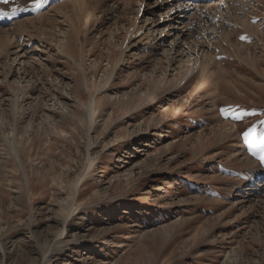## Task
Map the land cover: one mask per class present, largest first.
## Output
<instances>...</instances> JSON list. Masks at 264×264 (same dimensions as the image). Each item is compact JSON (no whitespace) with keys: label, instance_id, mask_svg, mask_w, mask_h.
I'll return each instance as SVG.
<instances>
[{"label":"rangeland","instance_id":"1","mask_svg":"<svg viewBox=\"0 0 264 264\" xmlns=\"http://www.w3.org/2000/svg\"><path fill=\"white\" fill-rule=\"evenodd\" d=\"M48 1L0 3V264H264V0L189 58L160 0Z\"/></svg>","mask_w":264,"mask_h":264},{"label":"bare ground","instance_id":"2","mask_svg":"<svg viewBox=\"0 0 264 264\" xmlns=\"http://www.w3.org/2000/svg\"><path fill=\"white\" fill-rule=\"evenodd\" d=\"M55 1L56 0H53L54 4L56 3ZM77 1H80V0H73L72 2H77ZM81 1H84V0H81ZM142 2H141V4H139L138 10L136 12V18H135L136 20H134L135 21V25L134 26L137 25V22H138L137 16L140 15L141 12L143 14L144 13H149V15H151V14H153L155 12V10L158 8V6H160V4L164 3V4H162V6L163 5H168L170 8L164 10V11H166L164 16H165V18H167L165 21L170 22L169 25H168V29L171 30L170 31L172 33L171 37H173V41H171V43H170L169 50L170 51H174V53H177V52H179L178 49L182 48V52L181 53H183L185 51L184 55H187V58H189L190 55L196 51V49L195 48H193V49L190 48V44L193 43V40H188V41H185V42L182 40V38L184 36H186V30H184V27H185L184 20H186L189 17L190 13L193 10L196 11V10H198V8H199V10L203 9V10H208V12L215 13V11L216 10L218 11L220 6L224 3V0H209L207 3H203V2H205V0H185V1L160 0L159 1L160 4H158L157 7L156 6L155 7L151 6V8H147V9L144 8V6L147 5V4H144L145 0H143ZM53 3L50 0L48 1V5L53 4ZM142 4H143V6H142ZM85 5H86V3H85ZM154 18H156V14H155ZM159 19H157V20L153 19L154 21H152L150 24L151 25L152 24L156 25L155 23H158L156 21H158ZM145 20H148V17ZM160 23H166V22H160ZM133 35L134 34L132 33L130 35V38ZM169 35H171V34H169ZM164 38H166V35L164 36ZM152 39H153V37H152ZM152 39H151V37H149V41L152 40ZM178 55H180V54H177L176 56H178ZM252 187L253 186L249 187V191H248V193H251L250 196L253 195L254 192H256V190L253 191ZM79 224H82V222H80Z\"/></svg>","mask_w":264,"mask_h":264},{"label":"snow or ice","instance_id":"3","mask_svg":"<svg viewBox=\"0 0 264 264\" xmlns=\"http://www.w3.org/2000/svg\"><path fill=\"white\" fill-rule=\"evenodd\" d=\"M0 3L7 5V4L10 3V0H0ZM36 6L39 7L40 4L37 3ZM18 10H20L18 7H14L12 9V12H16ZM5 15H7V14L6 13H3V12H0V16H5ZM240 38L242 40L245 39V37H243V36L240 37ZM225 114H226V110H225ZM235 118L236 119H239L238 116L235 117ZM254 136H255V129H249V131H247V132L244 133L245 139L254 138ZM252 142L255 143L254 139H253ZM258 148H259V156H258L259 162L261 164H264V134H262L261 137H260V142H259Z\"/></svg>","mask_w":264,"mask_h":264}]
</instances>
